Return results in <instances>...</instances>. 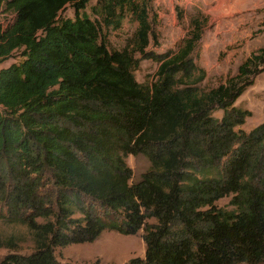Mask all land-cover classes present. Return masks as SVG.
Masks as SVG:
<instances>
[{"label":"trees","instance_id":"16d2710c","mask_svg":"<svg viewBox=\"0 0 264 264\" xmlns=\"http://www.w3.org/2000/svg\"><path fill=\"white\" fill-rule=\"evenodd\" d=\"M152 2L0 0V219L35 241L0 264H60L55 247L106 229L141 231L144 256L129 264H264V121L236 129L250 111L235 105L264 70V44L201 89L198 26L176 50L149 52ZM127 19L130 38L109 50ZM145 58L158 63L146 84L133 74ZM128 154L149 162L135 182Z\"/></svg>","mask_w":264,"mask_h":264},{"label":"rangeland","instance_id":"374dc122","mask_svg":"<svg viewBox=\"0 0 264 264\" xmlns=\"http://www.w3.org/2000/svg\"><path fill=\"white\" fill-rule=\"evenodd\" d=\"M60 15L72 17L73 10L67 6ZM150 17L155 38L147 50L153 54L176 50L196 29L195 25L198 26L200 38L192 58L199 69L194 72V77L203 72L204 77L199 83L201 89L215 87L235 74L238 65L250 52L264 44V0H153ZM5 18L9 16L0 13V24L6 22ZM134 28L135 24L127 19L119 30L109 31V50H121ZM19 59L18 52H15L2 66ZM157 65L154 58L140 59L133 71L135 79L144 84L150 82ZM235 105L250 111L244 123L236 129L248 132L264 121V70L252 77L251 84L236 99ZM220 115L221 111L214 112V116ZM124 161L132 170V182L137 181L149 166L141 154H128ZM216 204L225 209L232 208L229 197L220 198ZM38 221L44 220L39 218ZM144 248L141 231L124 235L106 229L92 242L55 247L54 255L60 264H129V259L144 256ZM34 249V235L27 225L0 219V259L9 253L28 255Z\"/></svg>","mask_w":264,"mask_h":264}]
</instances>
